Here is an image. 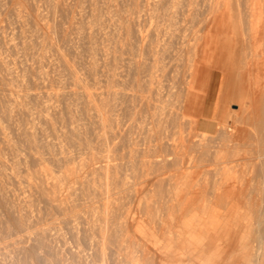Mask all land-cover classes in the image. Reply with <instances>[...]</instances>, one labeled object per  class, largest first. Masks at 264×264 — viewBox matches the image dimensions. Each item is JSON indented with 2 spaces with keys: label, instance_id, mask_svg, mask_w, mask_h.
I'll use <instances>...</instances> for the list:
<instances>
[{
  "label": "rangeland",
  "instance_id": "obj_1",
  "mask_svg": "<svg viewBox=\"0 0 264 264\" xmlns=\"http://www.w3.org/2000/svg\"><path fill=\"white\" fill-rule=\"evenodd\" d=\"M0 264H264V0H0Z\"/></svg>",
  "mask_w": 264,
  "mask_h": 264
},
{
  "label": "crops",
  "instance_id": "obj_2",
  "mask_svg": "<svg viewBox=\"0 0 264 264\" xmlns=\"http://www.w3.org/2000/svg\"><path fill=\"white\" fill-rule=\"evenodd\" d=\"M218 41H219V39L216 41V42H217V44H216V48H217V50H218ZM203 51H204V50H203ZM217 54L220 55L219 51H217ZM219 60H220V56H219Z\"/></svg>",
  "mask_w": 264,
  "mask_h": 264
},
{
  "label": "bare ground",
  "instance_id": "obj_3",
  "mask_svg": "<svg viewBox=\"0 0 264 264\" xmlns=\"http://www.w3.org/2000/svg\"><path fill=\"white\" fill-rule=\"evenodd\" d=\"M218 42H220V39H219V41ZM200 84V83H199ZM198 91V90H197ZM202 92V91H201ZM212 121V120H211Z\"/></svg>",
  "mask_w": 264,
  "mask_h": 264
}]
</instances>
